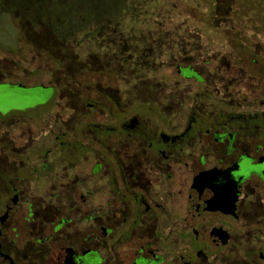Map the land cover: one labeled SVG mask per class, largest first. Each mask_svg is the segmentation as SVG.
<instances>
[{"label":"flooded vegetation","instance_id":"flooded-vegetation-1","mask_svg":"<svg viewBox=\"0 0 264 264\" xmlns=\"http://www.w3.org/2000/svg\"><path fill=\"white\" fill-rule=\"evenodd\" d=\"M163 26L173 38L135 50L155 101L126 78L0 112V264L264 263V172L241 174L264 167L256 38L212 48Z\"/></svg>","mask_w":264,"mask_h":264},{"label":"rangeland","instance_id":"rangeland-1","mask_svg":"<svg viewBox=\"0 0 264 264\" xmlns=\"http://www.w3.org/2000/svg\"><path fill=\"white\" fill-rule=\"evenodd\" d=\"M250 6L256 12V6ZM111 7L104 12L105 20L111 21V25L81 24L78 28L80 31L67 32L73 38L62 43L55 39L52 32L46 34V30H40V26L36 28H39L38 32H44L43 37L35 36L32 26L22 31L16 22V15L0 14V70L3 73L0 74V112L5 114L13 109L64 100L95 102L99 100V91L115 88L119 81L126 78H132L133 83L138 81L133 84L134 101H144L146 98L155 101L156 93L144 88L152 83V76L143 67L140 53L135 50L157 39L173 38L166 33L170 30L164 29L163 24H169L171 29H179L181 39L212 38V48H220V44L226 42V35L231 34H221L209 25L210 1L115 0ZM36 15L42 19L45 16L42 13ZM87 18H90L89 15ZM235 23H242L238 24L240 28L252 29L256 19ZM89 26L92 27L88 29ZM66 27L62 28L63 32L67 31ZM73 27L76 28L75 25ZM262 27L256 23V32L262 35L256 39V60H259L256 69L264 64ZM236 35L242 37L237 38L239 41L253 38L251 31ZM237 40L230 38L228 44ZM128 44L132 45L134 52V57L129 61L125 57ZM227 49L230 51V47ZM168 63L172 64L171 61ZM146 77L148 83L141 82ZM154 81L156 85L157 79ZM11 83L30 88L13 86ZM55 112L57 110H53ZM260 253H264V249H256L257 261Z\"/></svg>","mask_w":264,"mask_h":264},{"label":"trees","instance_id":"trees-1","mask_svg":"<svg viewBox=\"0 0 264 264\" xmlns=\"http://www.w3.org/2000/svg\"><path fill=\"white\" fill-rule=\"evenodd\" d=\"M210 1L209 12V25L213 27V30L224 32L228 39L242 38L237 33H244L251 31L253 38H261L262 35L256 31V23L262 25L261 31L264 32V0H205ZM115 3V0H0V14H8L10 16L16 15V22L20 25L22 31L32 26V32L37 37L45 36L43 33L46 30L52 32L59 42L70 41L71 33L80 31L78 28L80 25H111V21L105 20L104 12L112 8L111 5ZM256 6V12H253L251 6ZM43 7V8H42ZM42 13L45 16L40 17L36 15ZM103 13V14H100ZM35 14V15H34ZM89 15L90 18H87ZM13 18V17H12ZM14 19V18H13ZM256 23L252 29L246 27L240 28L238 21L255 20ZM15 20V19H14ZM71 20V22H69ZM24 23V24H23ZM27 24H29L27 26ZM67 25V31L63 32L62 28ZM79 24V26H78ZM73 25L76 26L73 27ZM42 27L39 31V28ZM92 26H89L90 29ZM45 28V29H44ZM48 28V29H47ZM97 28V27H96ZM94 28V30L96 29ZM51 29V30H49ZM67 32H71L68 33ZM227 32V33H226ZM261 32V33H262ZM236 35V37L233 36ZM70 37V38H69ZM73 38V37H72ZM232 47H239L238 44L231 45Z\"/></svg>","mask_w":264,"mask_h":264},{"label":"clouds","instance_id":"clouds-1","mask_svg":"<svg viewBox=\"0 0 264 264\" xmlns=\"http://www.w3.org/2000/svg\"><path fill=\"white\" fill-rule=\"evenodd\" d=\"M243 167V172L241 173L242 175L248 176L250 172H264V167H259V166H252L250 162H245V165Z\"/></svg>","mask_w":264,"mask_h":264}]
</instances>
